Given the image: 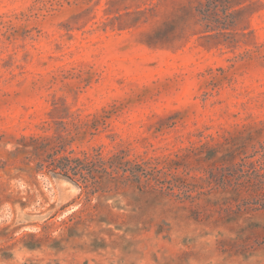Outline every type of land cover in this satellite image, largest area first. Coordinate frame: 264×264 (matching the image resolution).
Here are the masks:
<instances>
[{
	"label": "rangeland",
	"instance_id": "rangeland-1",
	"mask_svg": "<svg viewBox=\"0 0 264 264\" xmlns=\"http://www.w3.org/2000/svg\"><path fill=\"white\" fill-rule=\"evenodd\" d=\"M197 2L0 0V264H264L227 170L264 143V0Z\"/></svg>",
	"mask_w": 264,
	"mask_h": 264
},
{
	"label": "trees",
	"instance_id": "trees-1",
	"mask_svg": "<svg viewBox=\"0 0 264 264\" xmlns=\"http://www.w3.org/2000/svg\"><path fill=\"white\" fill-rule=\"evenodd\" d=\"M217 1L219 0H198L197 5L203 6L205 5L207 8L203 10V12H198L201 15L200 21L205 22L206 26H211L213 23V29L215 28H226V21L228 20L229 13L227 12V8L223 11V16L219 15ZM182 10L184 13L181 15L182 19H185L187 15L191 13V7H183ZM251 159H247L250 158ZM49 158V167L53 169H58L59 173L67 178L76 180L85 179L84 169L87 167L94 165L95 162L103 165L104 160L98 154L85 156L84 158H73L68 155H59L56 154L48 155ZM110 163H124L123 157L119 154H115L109 159ZM139 171H143L142 166H138ZM105 170L102 168V171ZM227 170H230L232 174H234L235 178L238 180L235 182V186L239 190H243L244 192H248L252 194H256L258 200L264 205V143H261L254 152L246 157H243L240 162H237L231 165ZM106 171V170H105ZM140 178V174L136 175ZM145 176V175H144ZM231 182V181H229ZM256 197V198H257Z\"/></svg>",
	"mask_w": 264,
	"mask_h": 264
}]
</instances>
